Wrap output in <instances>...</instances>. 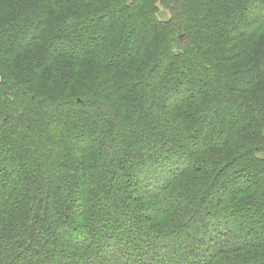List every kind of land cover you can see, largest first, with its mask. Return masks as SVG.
Instances as JSON below:
<instances>
[{
    "label": "trees",
    "instance_id": "16d2710c",
    "mask_svg": "<svg viewBox=\"0 0 264 264\" xmlns=\"http://www.w3.org/2000/svg\"><path fill=\"white\" fill-rule=\"evenodd\" d=\"M5 2L0 158L3 165L16 157L24 164L0 166V264H83L89 239H97L91 233L112 230L126 252L137 257L150 249L151 262L166 251L165 264H264L263 257L238 263L237 254L249 245L264 249V234L246 241L255 220L264 227L263 215L240 219L228 211L264 212V159L257 157L264 152V0ZM159 5H171L169 21L157 19ZM97 28L108 34L97 37ZM189 85L200 88L196 96ZM172 93L180 100L170 111ZM149 109L160 115L148 119ZM212 120L221 125L216 138ZM201 131L207 145L191 135ZM161 145L165 153H148ZM136 149L132 167H123L120 156ZM136 169L149 173L142 189L158 199L159 210L121 188ZM201 170L206 178L194 174L189 187L169 193L175 181ZM228 173L247 188H234L223 210L217 183ZM253 182L255 194L248 193ZM211 192L213 202L206 201ZM55 203L76 211L69 217L60 207L52 216ZM123 206L145 224L135 233L156 246L124 240L123 217L119 224L98 217L124 212ZM64 234L66 243H51Z\"/></svg>",
    "mask_w": 264,
    "mask_h": 264
},
{
    "label": "rangeland",
    "instance_id": "374dc122",
    "mask_svg": "<svg viewBox=\"0 0 264 264\" xmlns=\"http://www.w3.org/2000/svg\"><path fill=\"white\" fill-rule=\"evenodd\" d=\"M6 4V2H5V0H1V4H0V6H4ZM170 4H174V2L173 1H171L170 2ZM170 7H171V5L169 6V10H170ZM169 10H167L164 6H162V5H159V13H158V16H157V19L158 20H160V21H169L170 19H171V12L169 11ZM135 19V16L134 17H132V18H130L129 20H130V23H133V22H136L137 20H134ZM107 20V19H106ZM134 20V21H133ZM107 21H109V20H107ZM99 23H102V22H99ZM129 23V22H128ZM232 26H233V23H232ZM233 28H234V26H233ZM97 33H96V35H97V37H100V35L101 36H103V35H107L108 34V32H106V33H104V31H103V29H98L97 28ZM92 32H93V29H92ZM181 32V31H180ZM182 33V32H181ZM140 34V33H139ZM139 34H137L136 36H135V40L137 41V42H139ZM92 34H90V36L89 37H93V35L91 36ZM174 41V40H173ZM64 48V47H63ZM59 49H62V47H59ZM68 49H70V48H68ZM75 49H77L76 51H79L80 49H81V46L80 45H78L77 44V47L75 48ZM75 49H73V50H75ZM82 50V49H81ZM53 54V53H52ZM54 55V57H56V56H58V55H55V54H53ZM64 56H66V55H64ZM67 56H72V57H75V56H78V54L76 55V54H69V55H67ZM60 62H63L64 64H65V66H67L70 62L67 60V59H61L60 60ZM63 63H62V65H63ZM99 69L100 68H98V67H96V72H98L99 71ZM79 72H80V75L82 76V77H85L84 76V73H83V69L82 68H80L79 69ZM49 75V73H46V75ZM80 75L78 76V79L80 78ZM48 78H49V76H48ZM47 77L45 78V80H44V83L46 82V84H47V81L49 80ZM182 89V88H181ZM187 89H188V91L192 94V95H194V96H196L197 95V93H198V91H199V89L200 88H196V86L195 85H193V86H188L187 87ZM185 89H183V90H181V94L180 95H185V92H186V90L184 91ZM180 95L178 96L177 94H175V93H172L171 95H169V99L167 100V103H168V110H170V111H172L174 108H175V101L176 100H180L179 98H180ZM151 102V101H150ZM152 102H153V100H152ZM151 102V103H152ZM179 101H177V103H178ZM156 103L157 102H155V103H153L155 106H156ZM150 110V109H149ZM149 110H148V113H150V115H148L147 117H148V119L149 118H153V117H155L157 114H159V113H157V114H154L155 112H154V110H150V112H149ZM105 115H107L106 114V112H105ZM160 115V114H159ZM106 118H107V116H106ZM212 122V126H213V130L214 131H212L214 134H215V137L214 138H216V137H218V135H219V132L218 131H220L219 129H221L220 127H221V125H220V123L217 121V120H212L211 121ZM193 132V131H192ZM216 133H218V134H216ZM192 135V137H196L195 139H197V140H199V138H201V142H202V144L203 145H207L208 144V142H207V140H206V137L205 138H203L202 137V131L199 133V132H197V133H192L191 134ZM95 136H93V138H94ZM90 140V143H92V137L89 139V137L87 136V139H86V141H85V143H88V141ZM211 141V140H210ZM209 141V142H210ZM90 143H88L89 144V146L91 145ZM87 144V145H88ZM77 146H79V145H81V144H76ZM16 148V147H15ZM139 149V148H138ZM138 149H136V150H132V151H129V153H128V155H127V153L125 154V155H121L120 157V159L122 160V166L123 167H128L129 168V166H131L132 167V163L133 162H131L130 160V153H135ZM142 149V148H141ZM148 151V153H156V154H162V153H165V151H166V149H165V147L164 146H156V147H154L153 146V148L151 149V150H147ZM156 151V152H155ZM11 153H13V151L11 152ZM141 153H144V152H142L141 151ZM8 155H9V153H7ZM146 154V153H145ZM0 155H2L3 156V152L0 150ZM18 155V154H17ZM257 157L258 158H260V159H264V152H260V153H258V155H257ZM2 159L0 158V166L2 167H5V166H7V167H9V168H11V167H20V166H22L24 163L22 162V160H20V158L19 157H16V158H13L9 163H7V165H3L4 163L1 161ZM218 168H221V165H219V167ZM189 169V168H188ZM202 171V170H201ZM198 171V172H195V171H191V173H187L186 175H187V177L186 178H184V180L181 178L179 181H175L174 182V185L175 186H173V188L169 191V193L170 192H172V193H174L173 191H175L176 190V188L178 187V186H181V187H183V188H185V187H189V184H191L192 183V181L191 180H193V179H190V177H192L194 174L196 175V177H200V178H202V179H204V177L206 178V174H208V171H206L205 170V172L206 173H204V171ZM246 176H247V179H249V176L246 174ZM137 177H138V179H137ZM140 177V178H139ZM149 177V173L147 172V173H142V175H140V170H138V169H136L135 170V173L134 174H132V176H129L128 177V179H126L125 181H121L122 182V186H121V188L123 189L124 188V190L125 191H127L128 193H129V195L134 199L135 197H137L138 199H141V200H144V198H145V200H147V202H150V203H153V204H155L156 205V208H157V210H159L160 209V207H159V204H158V202H157V200L156 199H153L151 196H145L146 195V191H144V189H142V187L144 186V184H143V178H148ZM195 177V178H196ZM229 177V178H228ZM201 179V180H202ZM237 180H235L234 178H233V176H232V173H228L227 174V177H219V182L217 183V186H218V188H219V186L221 187V190H219L218 191V193H219V195H221V201L222 202H224L221 206H220V208H223V210L225 209L226 210V205H227V201L229 200V198H231L230 197V195H231V191L234 189V188H236V187H238V186H242V185H244L245 183H244V180H241V179H239L238 180V182H236ZM242 181H243V183H242ZM120 182V181H119ZM256 182H253V183H248L247 185L250 187L249 188V190H251V192L250 191H248V193H253L254 192V194H255V192H256V188L254 187V186H256V185H254ZM112 184H114V182L112 183ZM142 184H143V186H142ZM106 186H110L111 185V182H108V183H106L105 184ZM147 185V184H146ZM246 186V184L244 185V186H242V187H245ZM145 188H147V186L145 187ZM245 188H247V187H245ZM77 193H78V190L76 191ZM208 194V195H207ZM206 194V201H210V202H213V199H212V192H211V194H209V193H207ZM215 196V191H213V197ZM150 197V198H149ZM152 198V199H151ZM104 199V198H103ZM116 200H121V199H119L118 197H117V199H108V201L110 202V203H113V202H115ZM214 200L216 201V197L214 198ZM108 201H107V203H108ZM124 202V201H123ZM126 204H132L133 205V207H136L137 205H138V203L137 202H134L133 200H130V201H128V202H125ZM73 205H75V203H72ZM207 204H208V202H207ZM226 204V205H225ZM229 205V204H228ZM60 207H62L63 208V211H66V214L69 216V217H71L74 213H75V208H73V206H70V205H67V207H66V209H65V206H62V205H59L58 203H55V204H53L52 205V210H53V212H52V216L56 213V212H54V209L56 210V208H58V209H60ZM72 207V208H71ZM124 207V206H123ZM125 208V207H124ZM129 210H130V212H129ZM129 210H127L126 208L124 209V212H121V213H117V215H112V214H110V215H107L106 216V214H105V212H104V214H103V216H102V214L101 215H98V217H103L104 219H103V221H105V219L106 218H110V219H112V223L113 224H119V221L122 219V217H123V219L124 220H126L127 221V226H123L122 227V231H123V234L121 235L122 236V238L125 240H130L131 242H133L134 243V241H135V243L137 242V243H139V244H142L141 246H143V248L145 247V243H150V245H152L153 243L155 244V246H156V244L158 243V242H156L154 239H152L151 237H149V238H147L146 236H144L145 238H142L143 236H141L140 234H138V233H135V228H136V226H141V223L142 222H140L138 219V217H139V214L138 213H136V218H135V221H134V219H132V213L134 212V210L133 209H129ZM131 210H133V212L131 211ZM126 211L128 212V213H130V217L129 218H131V219H125L126 217H124V213H126ZM228 211H230V213H232V212H234V216L236 217H239L240 219H243V218H247L248 216H254V218H255V216H258V215H263V220H264V212H261V211H256V210H251V213L249 212V214L250 215H248V212L247 213H241L242 211H239L240 213L239 214H237L238 212H237V209L235 210V208H234V206H229V208H228ZM63 213V212H62ZM142 214H143V216H146L147 214H148V212L147 211H144V212H141ZM224 213H227L226 211L224 212ZM255 213V214H254ZM64 214V213H63ZM160 214V217L162 218H165L166 216L165 215H163L162 213H159ZM126 215H129V214H126ZM65 218L66 217H68V216H66V215H63ZM141 217H143L142 215H140ZM221 217H224V216H222L221 215ZM226 217V218H225ZM223 219H224V221L226 222L227 220H228V215L227 216H225ZM108 218V219H109ZM255 220V219H254ZM66 221V220H65ZM247 221H249V220H247ZM238 222V221H237ZM143 224V223H142ZM146 224H147V222H146ZM64 225H65V223H64ZM64 225H57V227L58 228H60L61 227V229H66V230H68V227L67 226H64ZM143 225H145V224H143ZM54 226H55V224H54ZM219 226V225H218ZM217 226V227H218ZM248 227V226H247ZM253 227L255 228V230L252 232V233H250L249 235H248V237H247V239L246 238H244L243 237V235H241V233L240 234H235L234 236L236 237V238H238V240H244V239H246V241H250V242H254V241H257V238L259 237V235L260 234H264V227H263V225H261L260 224V222H257L256 220H255V222L253 223ZM117 230V229H116ZM244 230H246L245 228H243L242 229V231L244 232ZM97 233V232H96ZM95 233V235L94 234H92L91 233V237H96L97 239L96 240H94V238H91V240L89 239V243H88V245L89 246H87L89 249H90V251L92 250H94V249H97V250H99V252H100V254H95L94 252H92L91 251V254H89V252H88V255H87V257L86 258H84L83 260H84V263L83 264H85V262H87V264H165L164 263V261L162 260L163 259V257H164V255H166V253H167V255H168V252H166V251H164V253H163V256L162 257H158V259L155 261V262H151V259H152V256L153 255H151V254H149L150 252H146L147 250H150V249H146V251L144 250V252H145V254L143 255L142 254V252H139L141 255H139V256H134V255H138L137 254V252H126L127 250H125V248H123L121 245H119V243H117V241H116V239H115V236L118 234V233H120V232H118L117 234H114V230H112V231H108V233L107 234H105V235H102V234H100V235H98V234H96ZM77 236V235H76ZM66 239H67V235H61V236H58V237H54L52 240H51V243H53V244H60L61 242H65L66 243ZM94 242V243H93ZM149 245V244H148ZM55 247V246H54ZM91 247V248H90ZM264 247V246H263ZM148 248V247H147ZM259 249V250H258ZM153 250V249H152ZM152 250H151V252H152ZM89 251V250H88ZM157 251V250H156ZM263 251V252H262ZM264 249H260V248H257L256 247V244L255 245H249L248 247H244L240 252L238 251L237 252V254H238V256H239V261H238V263H243V262H245V261H252V260H259L260 258H264ZM168 257V259H169V256H167ZM162 258V259H161ZM89 260V261H88ZM166 261H167V259H166ZM170 261V260H169Z\"/></svg>",
    "mask_w": 264,
    "mask_h": 264
}]
</instances>
